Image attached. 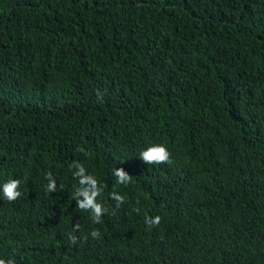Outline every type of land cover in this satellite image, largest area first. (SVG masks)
I'll list each match as a JSON object with an SVG mask.
<instances>
[{
  "label": "trees",
  "instance_id": "1",
  "mask_svg": "<svg viewBox=\"0 0 264 264\" xmlns=\"http://www.w3.org/2000/svg\"><path fill=\"white\" fill-rule=\"evenodd\" d=\"M0 259L264 264V0H0Z\"/></svg>",
  "mask_w": 264,
  "mask_h": 264
},
{
  "label": "clouds",
  "instance_id": "2",
  "mask_svg": "<svg viewBox=\"0 0 264 264\" xmlns=\"http://www.w3.org/2000/svg\"><path fill=\"white\" fill-rule=\"evenodd\" d=\"M143 161L147 164H155V163H165L170 161V152L163 145H153L148 149L144 150L140 154ZM85 169L80 167V171L76 173V175L80 176L81 179L79 181L80 185H90L87 188H81L78 191V195H83L84 200L79 202V208L82 210H91L92 219L94 223L101 222V215L105 211L104 206L101 203L97 202V196L100 195L99 191L96 189V185L98 181L93 176H85ZM114 175L118 178V183L120 184H128L131 181V176H129L123 168L115 169ZM21 185V181L19 179H10L5 182L2 186L3 194L5 198L9 201H15L18 199L22 193L19 190ZM47 190L49 192L54 190V185L49 184L47 186ZM112 198L119 202V204L125 203V197L119 194H113ZM139 211V209H135ZM162 217L157 215L155 217H145V223L149 226V228L153 226H158L161 223ZM78 228V226H77ZM98 231H92L91 236L93 238L99 237ZM75 237H72V242L75 243ZM0 264H15V261L12 259L5 260L0 259Z\"/></svg>",
  "mask_w": 264,
  "mask_h": 264
}]
</instances>
